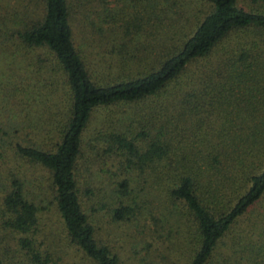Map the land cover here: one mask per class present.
I'll list each match as a JSON object with an SVG mask.
<instances>
[{
	"label": "trees",
	"instance_id": "obj_1",
	"mask_svg": "<svg viewBox=\"0 0 264 264\" xmlns=\"http://www.w3.org/2000/svg\"><path fill=\"white\" fill-rule=\"evenodd\" d=\"M112 1L27 0L0 13V63L8 46L21 65L0 79V226L18 233L14 251L57 264L36 239L47 179L76 249L121 264L78 196L83 146L101 140L126 173L113 220L149 213L143 190H162L148 233L183 223L185 264H264V0H199L186 35L185 0H125V15ZM117 104L85 140L92 113Z\"/></svg>",
	"mask_w": 264,
	"mask_h": 264
},
{
	"label": "rangeland",
	"instance_id": "obj_2",
	"mask_svg": "<svg viewBox=\"0 0 264 264\" xmlns=\"http://www.w3.org/2000/svg\"><path fill=\"white\" fill-rule=\"evenodd\" d=\"M26 1L0 0V13L8 11L12 15H18V12H15V10L22 11ZM109 5L119 6L122 9L123 15L131 11V8L126 4L125 0L112 1ZM202 9L203 6L200 5L199 0H185V28H182V30H185V35L202 15ZM144 36L145 33H142L139 38H144ZM237 37H234L232 40H236ZM8 48L10 49L8 46L3 48L6 56L0 63V79L2 81L7 80V76L12 75L11 69L15 70L18 66H21L18 63L19 58L14 57L15 59H13L12 53ZM96 48L94 44L90 49L92 51ZM91 53L93 54V52ZM20 70H23L22 67ZM24 74L26 75L23 72ZM12 76L14 77V75ZM121 106L117 104L103 107L93 112L90 125L85 131L84 139L88 140L91 137L93 131L97 129L96 126H99L98 120L104 114L111 113ZM124 107L126 108V106ZM92 143L95 145L94 150H91L87 144L83 146V155L79 159L76 177L81 207L86 213L88 220L94 226L95 237L99 241L106 243L112 251L117 253L121 264H143L140 258L144 254V243L147 241H150L153 248H155V251L153 249L145 256L153 264H185V242L182 237V234L185 232V225L183 223H178L172 220V218H169L162 221V224L166 228L162 230L165 236L155 237L151 235L152 237H150L148 233L149 228L155 222L151 216H157L160 210L158 206L164 197L162 190H143L148 192V195L144 197L151 199V202L147 204V210H150L149 213L147 211L144 215L136 213L129 220L112 219L110 209L117 204L116 200H112L113 188L115 183L126 175L125 169L120 163L123 157L119 151L103 149L105 144L101 140L92 141ZM45 186L47 187H45L44 192L37 197L43 206L37 212L38 229L36 230V239L42 242L41 248L47 246L57 264H95L92 260L80 253L70 242L55 209L52 192L50 191V187H48L47 179L45 180ZM156 223L157 227L161 224L160 220ZM167 230L170 232L168 236H166ZM17 236L18 233L6 232L0 226V252L2 253L1 256L4 255L3 264H24L23 261H20V258L24 259V257H18L19 253L14 251ZM4 245L8 247L5 253L2 251V246ZM220 246L218 250L219 252L221 250L222 253L224 251L223 246ZM218 259L219 254L217 255ZM25 264L27 263L25 262Z\"/></svg>",
	"mask_w": 264,
	"mask_h": 264
}]
</instances>
